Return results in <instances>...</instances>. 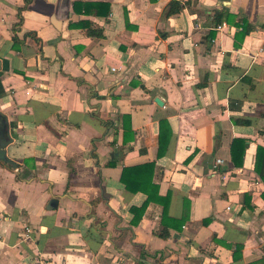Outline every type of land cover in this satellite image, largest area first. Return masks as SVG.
Returning a JSON list of instances; mask_svg holds the SVG:
<instances>
[{
    "label": "crops",
    "instance_id": "0c3cea01",
    "mask_svg": "<svg viewBox=\"0 0 264 264\" xmlns=\"http://www.w3.org/2000/svg\"><path fill=\"white\" fill-rule=\"evenodd\" d=\"M62 3L0 0L19 165L0 161V264H264V0ZM241 19L255 30L240 43ZM152 162L167 216L152 202L134 225L147 196L122 173Z\"/></svg>",
    "mask_w": 264,
    "mask_h": 264
},
{
    "label": "trees",
    "instance_id": "16d2710c",
    "mask_svg": "<svg viewBox=\"0 0 264 264\" xmlns=\"http://www.w3.org/2000/svg\"><path fill=\"white\" fill-rule=\"evenodd\" d=\"M31 0H25V7L30 4ZM78 5V3H75V6ZM92 7L91 9H94L95 5H82L83 8L87 9V7ZM182 11L181 5L173 1L171 3V8L169 15H175ZM109 12L107 11V14ZM231 18V15L226 10H216L214 12V24L216 27L221 26L225 21L229 22ZM88 24V23H87ZM236 27L241 28V31L236 34V39L241 43L246 36H248L253 30H255L254 26H252L247 20L241 19L239 22L235 24ZM88 27V34L90 36H100L101 34L99 32L93 31L90 26ZM214 37V33L211 36ZM124 129L127 132L128 125L127 121H129V117H124ZM167 122L165 120H162L160 122V134L158 137V144H159V156L163 155L166 147L167 142L171 139V130L166 126ZM168 131V132H165ZM126 134V133H125ZM4 165H6L4 163ZM11 168V166L7 165ZM110 166H115L114 164H110ZM156 168V163H147L140 166L135 167H129L125 168L122 173L121 182L125 186L126 190L137 193V192H143L147 196V200L145 201L144 205L140 208H131V211L134 213H138V216L136 215L133 223L136 225L138 221L142 218V215L144 211L146 210L147 206L152 202H157L161 204L164 207V214L163 217L165 218L167 216V211L169 207L170 199L164 198L161 199L158 195L159 187L156 185H153V177H154V169ZM256 170L260 173L261 177L264 178V163H257ZM164 236V235H162Z\"/></svg>",
    "mask_w": 264,
    "mask_h": 264
},
{
    "label": "water",
    "instance_id": "95a60500",
    "mask_svg": "<svg viewBox=\"0 0 264 264\" xmlns=\"http://www.w3.org/2000/svg\"><path fill=\"white\" fill-rule=\"evenodd\" d=\"M69 8V0H63L61 4V11L66 15L68 13ZM156 103L162 106V102L159 99H156ZM14 142V138L11 135V127L8 122V119L5 115L0 113V161L10 165L14 169H18L19 165L11 160L7 155V147ZM58 207V202L53 199L49 203V210H55Z\"/></svg>",
    "mask_w": 264,
    "mask_h": 264
},
{
    "label": "built area",
    "instance_id": "2783aa9c",
    "mask_svg": "<svg viewBox=\"0 0 264 264\" xmlns=\"http://www.w3.org/2000/svg\"><path fill=\"white\" fill-rule=\"evenodd\" d=\"M219 29H220V27H219ZM223 163H224V162H223L222 160H219V159H218V160L215 162V167H218V166L222 165ZM27 232L30 233L31 230L28 229Z\"/></svg>",
    "mask_w": 264,
    "mask_h": 264
}]
</instances>
